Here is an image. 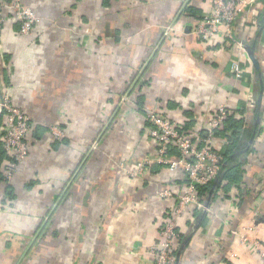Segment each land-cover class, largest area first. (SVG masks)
Returning <instances> with one entry per match:
<instances>
[{"label": "crops", "instance_id": "1", "mask_svg": "<svg viewBox=\"0 0 264 264\" xmlns=\"http://www.w3.org/2000/svg\"><path fill=\"white\" fill-rule=\"evenodd\" d=\"M23 1L40 17L32 33H21L10 5L0 29L7 81L0 76V93L32 123L28 157L0 182V264H154L150 246L187 179L159 165L136 179L123 170L153 152L145 110L191 119L187 130L200 137L220 105L243 109L257 128L246 188L210 192L209 211H184L179 264H264V254L234 232L264 249L255 183L264 178V1L247 4L233 24L244 49L196 34L208 0ZM186 5L197 15L182 12ZM234 60L245 68L242 78L231 70ZM123 93L129 99L117 109ZM53 124L65 138L50 133ZM166 190L173 196L162 198Z\"/></svg>", "mask_w": 264, "mask_h": 264}, {"label": "built area", "instance_id": "2", "mask_svg": "<svg viewBox=\"0 0 264 264\" xmlns=\"http://www.w3.org/2000/svg\"><path fill=\"white\" fill-rule=\"evenodd\" d=\"M211 11L203 15L195 24L194 30L203 40L210 41L218 36L231 39L244 49V42L236 40L233 35V24L240 17L241 11L247 4L255 5L257 0H208ZM10 5L14 11V19L20 24L23 35H30L37 23L39 15L23 0H11V3L0 2V29L4 23V8ZM231 70L237 78H242L245 68L239 60H234ZM147 133L153 152L145 157L123 165V170L132 178H140L149 174L154 165L167 168L172 173L181 172L187 182L184 190L177 196V205L166 213L165 221L159 230V240L150 246L154 264H179L182 237L178 228L179 219L190 206L200 211H209V206L201 196L199 186H208L211 183L217 187V175L221 170L222 160L218 152L217 129L222 128L224 120L232 110L220 105L206 121L205 135L196 137L191 130H185V124L174 118L159 113L156 110H145ZM31 117L24 109L14 104L7 94L0 93V140L4 143L7 153L14 160H6L4 175L9 181L17 171L18 165L29 155L27 137L31 132ZM50 133L57 139H63L66 131L59 124L49 126ZM223 142L226 139L223 138ZM257 198L264 199V178L257 185ZM173 193L166 190L161 197H171ZM256 214H259L257 210ZM235 234L242 241L251 243L256 250L264 254L262 244L258 239H252L248 233Z\"/></svg>", "mask_w": 264, "mask_h": 264}, {"label": "trees", "instance_id": "3", "mask_svg": "<svg viewBox=\"0 0 264 264\" xmlns=\"http://www.w3.org/2000/svg\"><path fill=\"white\" fill-rule=\"evenodd\" d=\"M1 1L11 3V0H0V2ZM182 12L197 15L198 10L191 5H186L183 7ZM199 18L201 19L202 16ZM260 19L261 21H263L262 26H264V12L261 13ZM5 75L6 74L4 72L0 73V76H2L6 81ZM243 115V109L237 111L233 110L232 113H230L228 117L224 120V126L215 131V135L219 138L226 139V142L223 143L221 147H217L222 160L221 170L219 171L216 178L218 188L216 190H212L216 182H214V184L211 183L208 186H199L200 194L204 199L210 194V192L218 193L220 190L223 189L225 191H231L235 189L237 193L241 194V191L246 188L243 185V178L245 172L244 166L248 163L249 154L255 151V149H249V144L252 138L254 137L257 128L254 123H247V120ZM145 121L147 128V125L149 123L146 119ZM191 122H193V120L190 119L188 123H185V130L190 127L188 125ZM204 135V132H202V136ZM6 160L13 161L14 159L11 158V156L7 153L4 143L0 140V182L4 183L9 182L4 175ZM260 182L261 179H258L255 182L256 188ZM183 243L184 239L182 244Z\"/></svg>", "mask_w": 264, "mask_h": 264}, {"label": "rangeland", "instance_id": "4", "mask_svg": "<svg viewBox=\"0 0 264 264\" xmlns=\"http://www.w3.org/2000/svg\"><path fill=\"white\" fill-rule=\"evenodd\" d=\"M128 97H129L128 94L123 93V94L121 95V99H120V100L118 101V103H117V104H118V105H117L118 107L116 106V108H117V109H122V108H123L122 105H123L128 99H129ZM144 118H146V113H144ZM104 135H105L104 133H101V134H100V137H99L98 139H99V140L102 139V138L104 137ZM65 137H66V134H65ZM65 137H64V138H65ZM97 144H98V141H97V142L95 141L94 144L92 145V150H94V149L96 150V145H97ZM27 157H28V156H27ZM144 157H145V156H144ZM72 177H73V176H72ZM72 177L70 178V180H68V184H69V182L73 179Z\"/></svg>", "mask_w": 264, "mask_h": 264}, {"label": "water", "instance_id": "5", "mask_svg": "<svg viewBox=\"0 0 264 264\" xmlns=\"http://www.w3.org/2000/svg\"><path fill=\"white\" fill-rule=\"evenodd\" d=\"M254 64L256 67H258V62L254 59ZM185 247V242L182 244L181 248H180V251H182Z\"/></svg>", "mask_w": 264, "mask_h": 264}]
</instances>
